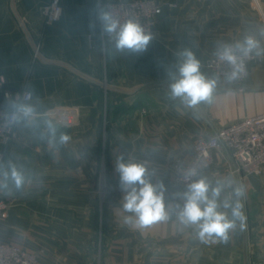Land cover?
<instances>
[{
    "label": "crops",
    "instance_id": "obj_1",
    "mask_svg": "<svg viewBox=\"0 0 264 264\" xmlns=\"http://www.w3.org/2000/svg\"><path fill=\"white\" fill-rule=\"evenodd\" d=\"M58 1L59 19L44 26L41 10L50 0H0V78L12 94L10 101L0 96V107L10 111L26 92L58 135L70 137L49 143L42 124L17 123L3 164H15L26 179L19 190L9 182L10 194L0 191L8 206L0 246H16L38 264H264V172L242 183L246 230L232 232L227 244H204L174 217L146 228L126 224L131 214L114 171L124 155L154 170L170 192L182 191L173 170L189 162L197 140L264 113V56H254L241 84L219 79L213 102L196 109L170 98L166 76L177 52L190 48L212 77L206 64L218 43L264 29V0H155L156 38L142 54L100 43L97 3L118 0ZM53 112L65 114L49 117ZM211 156L201 175L215 181L229 162L224 151Z\"/></svg>",
    "mask_w": 264,
    "mask_h": 264
},
{
    "label": "clouds",
    "instance_id": "obj_2",
    "mask_svg": "<svg viewBox=\"0 0 264 264\" xmlns=\"http://www.w3.org/2000/svg\"><path fill=\"white\" fill-rule=\"evenodd\" d=\"M96 19L101 29L114 40L117 52L130 51L142 54L148 50L153 40L139 23L129 19L123 24L110 12L98 9ZM95 26V24L93 25ZM259 37V38H258ZM264 29L258 33L245 35L234 43H218L215 55L229 65L225 74L227 82L238 80L245 70L244 61L252 56H264ZM177 62L167 68L169 96L178 99L186 108L196 109L201 104H211L217 89L219 77H209L201 71V62L190 48L177 52ZM8 108L17 123L39 127L44 126L41 139L46 136L49 143L66 144L70 137L59 132L56 125L47 117L38 114L36 108L25 102L13 101ZM114 171L118 175V187L123 193L122 208L131 215L124 218L126 224L146 228L162 221L175 218L185 228H193L197 238L204 244H227L230 234L237 229L247 228V217L243 200L246 189L243 184L231 177L210 180L196 168L184 173L188 181L182 191L170 192L162 180H154L156 173L145 163L116 157ZM22 170L11 162L0 163V191L10 194V184L16 190L25 183ZM227 193V194H226Z\"/></svg>",
    "mask_w": 264,
    "mask_h": 264
},
{
    "label": "built area",
    "instance_id": "obj_3",
    "mask_svg": "<svg viewBox=\"0 0 264 264\" xmlns=\"http://www.w3.org/2000/svg\"><path fill=\"white\" fill-rule=\"evenodd\" d=\"M98 9L110 12L119 19L121 24L129 19L134 20L141 25L146 33L152 35L153 40L156 38L154 26L156 18L161 14V7L155 0L98 2ZM60 14L59 1L50 0L41 10L44 26L55 23ZM98 27L101 45H114V40L102 31L99 21ZM32 53V60L35 62L39 55L38 45L32 44ZM254 59V56L245 59L244 74L238 80L232 81V84H241L245 80L248 74V66ZM206 69L219 79H225V74L231 70L229 65L218 60L215 54L208 60ZM0 96L6 101H10L12 98L11 93L3 91L1 78ZM29 99L30 97L26 92L17 96L18 102L28 103ZM64 114L53 112L49 114V117L58 119ZM16 126L17 122L11 111L0 107V163L4 162L16 137ZM214 151H224L227 154L229 168L225 177H235L236 181L242 184L248 177L260 176L264 172V113L222 128L208 139L197 140L193 145V154L189 162L175 166L173 182L185 187L188 181L185 180L184 173L187 170L196 168L201 173L210 170L213 165L211 153ZM102 193H98L99 196ZM7 207L5 202H0V220L6 219ZM0 264H38V262L33 255L22 249L13 245H6L0 246Z\"/></svg>",
    "mask_w": 264,
    "mask_h": 264
},
{
    "label": "rangeland",
    "instance_id": "obj_4",
    "mask_svg": "<svg viewBox=\"0 0 264 264\" xmlns=\"http://www.w3.org/2000/svg\"><path fill=\"white\" fill-rule=\"evenodd\" d=\"M98 173H99V175L97 177V192L99 194L101 192H103L102 195H100V196L98 194V197L100 198V201H101L104 198V183H105L103 168H101Z\"/></svg>",
    "mask_w": 264,
    "mask_h": 264
},
{
    "label": "trees",
    "instance_id": "obj_5",
    "mask_svg": "<svg viewBox=\"0 0 264 264\" xmlns=\"http://www.w3.org/2000/svg\"><path fill=\"white\" fill-rule=\"evenodd\" d=\"M118 109H122L121 107H118Z\"/></svg>",
    "mask_w": 264,
    "mask_h": 264
}]
</instances>
